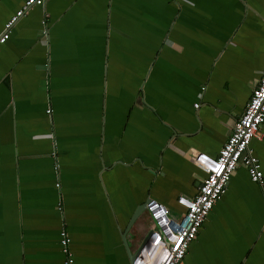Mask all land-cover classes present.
I'll list each match as a JSON object with an SVG mask.
<instances>
[{"label":"crops","instance_id":"1","mask_svg":"<svg viewBox=\"0 0 264 264\" xmlns=\"http://www.w3.org/2000/svg\"><path fill=\"white\" fill-rule=\"evenodd\" d=\"M24 2L0 0V35ZM263 73L264 0L29 9L0 45V264H64L63 230L74 264H131L144 206L181 214L205 177L190 151L219 155ZM251 147L264 174V124ZM181 264H264L242 164Z\"/></svg>","mask_w":264,"mask_h":264},{"label":"built area","instance_id":"2","mask_svg":"<svg viewBox=\"0 0 264 264\" xmlns=\"http://www.w3.org/2000/svg\"><path fill=\"white\" fill-rule=\"evenodd\" d=\"M44 4L45 0H25L16 15L7 22L0 35V45L9 39L11 28L29 9ZM263 124L264 73L219 155L211 157L197 150L190 151L192 163L205 177L200 180L196 196L178 198V204L183 209L181 214L174 217L168 208L152 200L144 206L152 221V227L147 240L134 254L131 264H181L190 243L196 239L215 203L226 192L231 176L239 164L248 170L251 180L260 186L264 194L262 166L251 147L252 140L260 138ZM60 237L65 255L64 264H74L68 233L63 230Z\"/></svg>","mask_w":264,"mask_h":264},{"label":"water","instance_id":"3","mask_svg":"<svg viewBox=\"0 0 264 264\" xmlns=\"http://www.w3.org/2000/svg\"><path fill=\"white\" fill-rule=\"evenodd\" d=\"M199 184H200V183H199ZM139 212H140V211H137V213H136L135 216L139 215V214H138ZM133 259H134V255L131 257V262H132Z\"/></svg>","mask_w":264,"mask_h":264},{"label":"trees","instance_id":"4","mask_svg":"<svg viewBox=\"0 0 264 264\" xmlns=\"http://www.w3.org/2000/svg\"><path fill=\"white\" fill-rule=\"evenodd\" d=\"M190 246V245H189ZM189 249V248H188ZM188 252V251H187ZM187 254V253H186ZM186 256V255H185ZM185 258V257H184ZM184 260V259H183ZM183 260H182V262H183Z\"/></svg>","mask_w":264,"mask_h":264}]
</instances>
